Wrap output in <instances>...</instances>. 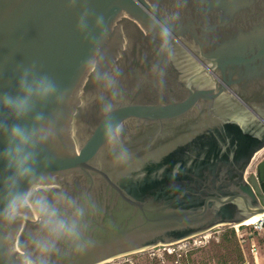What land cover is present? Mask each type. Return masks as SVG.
Returning <instances> with one entry per match:
<instances>
[{"label":"water","instance_id":"obj_1","mask_svg":"<svg viewBox=\"0 0 264 264\" xmlns=\"http://www.w3.org/2000/svg\"><path fill=\"white\" fill-rule=\"evenodd\" d=\"M22 76L56 91L16 117ZM263 135L264 0H0V264H105L264 214L185 169L225 144L249 164Z\"/></svg>","mask_w":264,"mask_h":264},{"label":"rangeland","instance_id":"obj_2","mask_svg":"<svg viewBox=\"0 0 264 264\" xmlns=\"http://www.w3.org/2000/svg\"><path fill=\"white\" fill-rule=\"evenodd\" d=\"M263 160L264 151H261L252 160L246 177H257ZM240 225H217L188 239L121 256L105 264H242L244 261L264 264V233H255L253 226ZM252 242L258 246L256 255L250 249Z\"/></svg>","mask_w":264,"mask_h":264},{"label":"flooded vegetation","instance_id":"obj_3","mask_svg":"<svg viewBox=\"0 0 264 264\" xmlns=\"http://www.w3.org/2000/svg\"><path fill=\"white\" fill-rule=\"evenodd\" d=\"M251 128L254 135L261 130V126L256 123H251ZM261 151H264V148L255 152L248 164L247 154L244 151L233 150L228 153V146L226 144L220 145L219 152L210 151L201 154V157L195 158L194 156V158L189 159L185 169L192 171L195 170L196 166L197 169L200 167L199 171L201 172L192 173L191 178L193 177L202 184L206 190L220 195H246L250 199L251 206H253L256 203L255 196L264 202V172L260 171V164L258 175L254 179L246 177V173L252 160ZM207 155L210 156L207 157ZM193 159L194 161H192ZM195 161L198 162L194 164ZM245 212V205L241 200L240 205L236 204L228 217L238 220Z\"/></svg>","mask_w":264,"mask_h":264},{"label":"clouds","instance_id":"obj_4","mask_svg":"<svg viewBox=\"0 0 264 264\" xmlns=\"http://www.w3.org/2000/svg\"><path fill=\"white\" fill-rule=\"evenodd\" d=\"M19 91L22 95L11 96L6 94L3 98L4 106L6 108H10L16 117L26 115L28 111L34 107V104L32 103L33 100H42L50 96L56 91V87L47 77L38 76L34 77L32 80H28L22 76L19 83ZM38 118L42 119V117ZM38 134L39 133H28L19 125H13L10 131V137L17 140L21 148L26 146L32 140L33 136ZM21 148L13 150V154L18 159V168L23 169L21 174L26 175L31 171V169L24 168V165L27 164L29 159H31V156L26 155L23 158H20ZM18 199L19 198H15L10 202V210H14L16 208Z\"/></svg>","mask_w":264,"mask_h":264},{"label":"built area","instance_id":"obj_5","mask_svg":"<svg viewBox=\"0 0 264 264\" xmlns=\"http://www.w3.org/2000/svg\"><path fill=\"white\" fill-rule=\"evenodd\" d=\"M240 226H246V227H247V226H248V227H249V226H253L254 231H257L258 233H261V232L264 233V217H263V219H261L259 222L255 223V224H253V225H240ZM237 230H238V229H237ZM242 238L245 239L244 236H242ZM250 247H251L250 249H251L252 254L256 255L257 252H258V246H257V244H256L255 242H252ZM244 264H252V263L245 262Z\"/></svg>","mask_w":264,"mask_h":264},{"label":"bare ground","instance_id":"obj_6","mask_svg":"<svg viewBox=\"0 0 264 264\" xmlns=\"http://www.w3.org/2000/svg\"><path fill=\"white\" fill-rule=\"evenodd\" d=\"M264 217V214H256L252 217H250L249 219L245 220L244 222L241 223L242 224H245V225H253L257 222H259L261 219H263Z\"/></svg>","mask_w":264,"mask_h":264},{"label":"trees","instance_id":"obj_7","mask_svg":"<svg viewBox=\"0 0 264 264\" xmlns=\"http://www.w3.org/2000/svg\"><path fill=\"white\" fill-rule=\"evenodd\" d=\"M243 227V226H241ZM246 227V226H245ZM253 228V227H252ZM255 233H258L257 231H255ZM243 241H246L244 238H243ZM246 261H244L242 264H244Z\"/></svg>","mask_w":264,"mask_h":264},{"label":"crops","instance_id":"obj_8","mask_svg":"<svg viewBox=\"0 0 264 264\" xmlns=\"http://www.w3.org/2000/svg\"><path fill=\"white\" fill-rule=\"evenodd\" d=\"M248 262V261H247ZM249 263H251V262H249ZM252 264H260L258 261H256V263H252Z\"/></svg>","mask_w":264,"mask_h":264}]
</instances>
